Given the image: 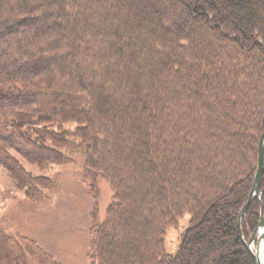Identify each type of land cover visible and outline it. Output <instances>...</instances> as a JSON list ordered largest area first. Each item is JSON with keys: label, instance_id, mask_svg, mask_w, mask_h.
<instances>
[{"label": "trees", "instance_id": "1", "mask_svg": "<svg viewBox=\"0 0 264 264\" xmlns=\"http://www.w3.org/2000/svg\"><path fill=\"white\" fill-rule=\"evenodd\" d=\"M263 133L264 0H0V163L38 204L62 173L35 175L13 151L48 169L76 149L83 183L110 184L89 264H255L238 219ZM261 191L246 239L264 171ZM0 264L62 263L0 222Z\"/></svg>", "mask_w": 264, "mask_h": 264}, {"label": "rangeland", "instance_id": "2", "mask_svg": "<svg viewBox=\"0 0 264 264\" xmlns=\"http://www.w3.org/2000/svg\"><path fill=\"white\" fill-rule=\"evenodd\" d=\"M77 123H71L73 129ZM79 141V138H72ZM64 151L69 148L57 147ZM67 152V151H66ZM22 165L35 175H55L61 172L58 191H46L47 200L38 204L26 195L9 168L0 163V222L11 234H25L38 241L62 264H89L87 258L88 235L92 214L98 207L104 218L111 203L113 190L110 184L99 179V192L82 181L84 156L78 150L67 152L69 162L55 163L43 169L22 158L15 151ZM191 214L179 218L177 226L167 228L164 235L166 251H179L181 235L189 226Z\"/></svg>", "mask_w": 264, "mask_h": 264}, {"label": "water", "instance_id": "3", "mask_svg": "<svg viewBox=\"0 0 264 264\" xmlns=\"http://www.w3.org/2000/svg\"><path fill=\"white\" fill-rule=\"evenodd\" d=\"M263 171H264V133L260 139L258 168L255 174L253 188L250 192L247 202L242 206L238 219V227L242 241L244 243V246L252 256L255 264H264V261L261 256V247L264 246V214L263 213L261 214L258 225L249 239H246L244 236L242 230V220L243 217L246 215L247 210L251 205V203L253 202V200L256 197L262 200L261 184L263 180Z\"/></svg>", "mask_w": 264, "mask_h": 264}, {"label": "bare ground", "instance_id": "4", "mask_svg": "<svg viewBox=\"0 0 264 264\" xmlns=\"http://www.w3.org/2000/svg\"><path fill=\"white\" fill-rule=\"evenodd\" d=\"M261 256H262V259L264 261V246L261 247Z\"/></svg>", "mask_w": 264, "mask_h": 264}]
</instances>
